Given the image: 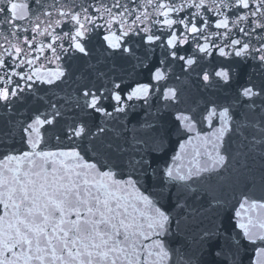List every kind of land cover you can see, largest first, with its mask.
<instances>
[{"label":"snow or ice","instance_id":"snow-or-ice-1","mask_svg":"<svg viewBox=\"0 0 264 264\" xmlns=\"http://www.w3.org/2000/svg\"><path fill=\"white\" fill-rule=\"evenodd\" d=\"M257 190L264 0H0V264H264Z\"/></svg>","mask_w":264,"mask_h":264},{"label":"water","instance_id":"water-1","mask_svg":"<svg viewBox=\"0 0 264 264\" xmlns=\"http://www.w3.org/2000/svg\"><path fill=\"white\" fill-rule=\"evenodd\" d=\"M248 71H250V70H248ZM188 151L189 152L191 151V147H189ZM180 152H181V150L179 149V146L177 144V145H175V147L172 150L169 151L168 156L166 157V159L169 161V163H171L172 162L171 161V157L173 155H175V154H179ZM189 159H190V157L183 156L180 160L176 161V163H178V164H180L182 166H187L188 163H189ZM224 195H226L229 198V200L231 201V203H233V204L236 203V200L242 199V197L240 196V192L239 191H237L235 193L226 192V193H224ZM261 195H264V193H262L259 190H257L256 193H255L254 198H259ZM237 207H238V205H237ZM253 215H255V214H253ZM233 223H235V220H233ZM205 226H207V221L205 222Z\"/></svg>","mask_w":264,"mask_h":264}]
</instances>
